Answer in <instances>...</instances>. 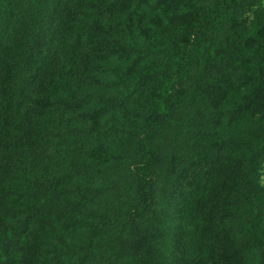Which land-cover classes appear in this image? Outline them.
Wrapping results in <instances>:
<instances>
[{
    "label": "trees",
    "instance_id": "16d2710c",
    "mask_svg": "<svg viewBox=\"0 0 264 264\" xmlns=\"http://www.w3.org/2000/svg\"><path fill=\"white\" fill-rule=\"evenodd\" d=\"M0 264H264V0H0Z\"/></svg>",
    "mask_w": 264,
    "mask_h": 264
}]
</instances>
